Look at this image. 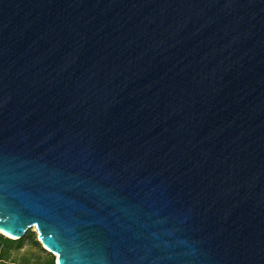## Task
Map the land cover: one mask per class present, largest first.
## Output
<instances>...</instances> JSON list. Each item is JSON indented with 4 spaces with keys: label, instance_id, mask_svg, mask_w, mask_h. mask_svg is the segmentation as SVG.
Segmentation results:
<instances>
[{
    "label": "water",
    "instance_id": "water-1",
    "mask_svg": "<svg viewBox=\"0 0 264 264\" xmlns=\"http://www.w3.org/2000/svg\"><path fill=\"white\" fill-rule=\"evenodd\" d=\"M55 264H264V0H0V230Z\"/></svg>",
    "mask_w": 264,
    "mask_h": 264
},
{
    "label": "rangeland",
    "instance_id": "rangeland-1",
    "mask_svg": "<svg viewBox=\"0 0 264 264\" xmlns=\"http://www.w3.org/2000/svg\"><path fill=\"white\" fill-rule=\"evenodd\" d=\"M55 261V256L38 241L35 228L19 240L0 231V264H55Z\"/></svg>",
    "mask_w": 264,
    "mask_h": 264
},
{
    "label": "bare ground",
    "instance_id": "bare-ground-1",
    "mask_svg": "<svg viewBox=\"0 0 264 264\" xmlns=\"http://www.w3.org/2000/svg\"><path fill=\"white\" fill-rule=\"evenodd\" d=\"M32 228H35V227H32ZM36 229V228H35ZM1 231V230H0ZM7 236V235H6ZM9 237V236H8Z\"/></svg>",
    "mask_w": 264,
    "mask_h": 264
}]
</instances>
